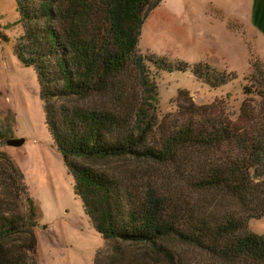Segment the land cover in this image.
I'll return each instance as SVG.
<instances>
[{
  "label": "trees",
  "instance_id": "16d2710c",
  "mask_svg": "<svg viewBox=\"0 0 264 264\" xmlns=\"http://www.w3.org/2000/svg\"><path fill=\"white\" fill-rule=\"evenodd\" d=\"M14 1L22 23L14 54L37 75L47 130L109 246L94 264H264V234L248 229L264 217V114L242 110V128L190 103L188 120L163 126L161 140L150 142L153 59L137 46L161 0ZM174 63L155 70L189 68ZM192 74L201 77L198 66ZM218 78L212 86L227 82ZM126 156L164 165L168 176L152 186L79 163ZM22 186L0 171V264H26L22 247L35 245L36 212Z\"/></svg>",
  "mask_w": 264,
  "mask_h": 264
},
{
  "label": "rangeland",
  "instance_id": "374dc122",
  "mask_svg": "<svg viewBox=\"0 0 264 264\" xmlns=\"http://www.w3.org/2000/svg\"><path fill=\"white\" fill-rule=\"evenodd\" d=\"M19 20L15 1L0 0V171L19 176L36 212L35 245L31 251L22 247L23 257L26 264H94L109 246L85 213L74 179L47 130L37 75L14 54L22 33ZM137 52L153 59L152 64L147 61L156 85L151 143L161 140L163 126H177L190 118L184 111L190 103L210 106L214 118L242 128L246 123L242 110L249 108L255 117L264 114V99L257 95L264 91V0H161L143 24ZM174 62L189 68L171 73L155 70ZM197 66L199 79L192 74ZM219 74L227 82L212 86L221 79ZM245 88L252 93L245 94ZM12 139L23 143L7 145ZM79 163L92 170L129 172L152 186L168 176L164 165L130 156ZM16 191L26 205L23 194ZM248 229L264 234V217L250 220Z\"/></svg>",
  "mask_w": 264,
  "mask_h": 264
},
{
  "label": "water",
  "instance_id": "95a60500",
  "mask_svg": "<svg viewBox=\"0 0 264 264\" xmlns=\"http://www.w3.org/2000/svg\"><path fill=\"white\" fill-rule=\"evenodd\" d=\"M7 145L13 146V147H18L23 143L22 139H12L6 142Z\"/></svg>",
  "mask_w": 264,
  "mask_h": 264
}]
</instances>
